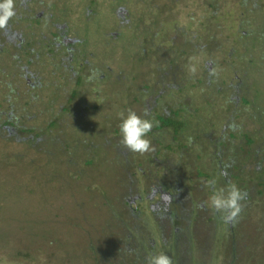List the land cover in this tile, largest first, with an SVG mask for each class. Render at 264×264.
<instances>
[{
	"label": "rangeland",
	"instance_id": "1",
	"mask_svg": "<svg viewBox=\"0 0 264 264\" xmlns=\"http://www.w3.org/2000/svg\"><path fill=\"white\" fill-rule=\"evenodd\" d=\"M89 1H84V4L87 3L86 5L95 10L96 20L92 24V33H88L89 43L75 45L78 53L74 55L71 62L66 59L67 55L53 51L56 48V43L62 44L60 42L63 41V38L54 33L57 31L52 28L51 32L47 33L48 38L45 39V43L41 47L39 44V48H42L40 49L41 54L44 53L43 57L46 56L42 60L44 64L38 63L31 66L35 73L40 76L39 87L35 88V85L40 82L39 80L31 78L28 81L21 74L18 75L17 72L13 76L9 74L6 77V80L13 82L11 83L13 103L16 107L23 108V111L29 116H33L26 118L29 119L30 124L37 128L46 127L47 119L53 117L54 113H58L63 130L65 119H67L68 124L64 133L62 130L59 135L62 134L70 142L86 138V141H83L86 145L97 143L100 146L107 143L108 150L98 148V152L106 161L118 149L119 153L123 155L119 162L123 161V165H125L124 168L120 165V169L123 168L126 172H136L135 176L126 179L127 184L134 180L136 187L141 189L145 188L148 183L156 182V177L161 176L164 172L161 168V160H164L165 155L160 154L159 149H163L164 143H168L170 139H168V134H164L166 129H155L159 125L155 114L158 112L157 107H161V109L163 107L162 103L156 105L154 98L157 97L156 94L162 89L165 81H168L165 82L167 89L159 94L162 97L160 101L167 100L170 102L173 99L175 102L200 108L197 113L200 117L197 120L203 122L199 123L202 129H207V133L212 131L215 132L216 137H220L224 131H229L230 121H234V124H231L232 127H235L236 124L246 125L250 129L257 127L255 122L257 118L254 116L255 109L253 110L250 106L244 107L241 104L244 95L249 100L254 101L255 107L262 108L264 105V60L260 66H252L251 64L254 65V62L247 63V60H243V55L247 54L250 49L248 45L253 42V36L250 37L247 23L244 20H253L255 16L259 17V14L253 11V6L251 8L247 3L248 8H241L237 0H126L128 4L135 2L138 8L136 6L137 9L134 10V14L141 15L139 19H134L131 14H127L128 21L121 24L120 20L123 17L112 18L106 1L94 0L92 3ZM60 2L58 1V3ZM213 2L215 5H211ZM63 9L57 12L56 17L59 16L61 19L62 13H66L72 18H77L75 8ZM116 32L118 36L116 35L114 40L112 34ZM100 43L103 48L101 51L98 50ZM89 46L95 55L92 59L94 62H110L114 57L116 58L113 59L116 61L115 63H119V69L122 67L124 74L132 76L131 81L127 79L124 82V87L134 86L136 89H142V85L150 84L152 89L150 91L142 89L144 92L138 94V100H133L130 87L127 90L130 96H127L126 92L124 95L123 91L119 90V87L121 89L123 87L120 86L121 80L118 85L112 79L109 81L107 77L91 80L83 76L80 78L81 82L77 83L78 74L75 71L81 68V70L79 69L81 73H85L83 62L89 57L85 54ZM179 48L187 49L183 56L186 60L175 59L180 52ZM168 60L173 62L169 63L171 64L169 67L167 65ZM112 67L113 69H109L110 75L113 73L118 75L117 70L119 69L115 66ZM256 67L261 72L256 76V80L254 78L251 80L246 75L249 73L247 70L252 73ZM164 68L167 69L165 75L171 74V78L157 79V72ZM174 76H176V80L172 81ZM30 82L35 85H30ZM109 82L112 83L115 94L117 91L121 93V98L117 103H112L117 96L113 93L108 94ZM100 85L104 87V90L99 91ZM228 85L232 88L230 92L227 91ZM216 87L217 92L216 90L213 92ZM237 87H240L239 93L236 91ZM7 90L6 87L2 88L0 110L8 111L9 109L10 102L5 99ZM73 90H76L77 94L71 98ZM236 97H238V103L234 101L237 99ZM207 98L212 102L208 107L205 106L208 104L206 103ZM146 101H148L149 109L145 108ZM123 103H126L125 106ZM41 110H44L43 115L40 113ZM262 110L261 119L264 115V108ZM55 117L57 116L55 115ZM206 118L208 121L205 120ZM188 119L192 120L193 118L188 117ZM252 119L253 121H251ZM86 126L85 130H81ZM143 126L150 130L154 129L151 132H146L143 130ZM195 126L196 124H193V127ZM95 128L98 129L96 136L88 132ZM258 134L262 135V132H258ZM258 134L257 136L260 137ZM156 139L165 142L156 143ZM198 140L200 143L204 141L205 149L210 154L206 156V159L225 162L226 156L221 152L224 148L223 144H217V147L209 144L208 147L209 142L207 143L206 138L200 137L196 139V141ZM196 141H192L194 148L198 144ZM7 145L9 147L5 148V144L0 142V164L3 167L5 163H11L18 164L19 168H24L29 164L28 159L35 156V152L26 143L12 142ZM132 145L135 151L131 150ZM110 148L114 150V153ZM252 155L257 159L251 157L245 163L240 162L239 164L242 165L240 168H233L232 171L237 176L230 177V181L228 180L224 187L222 186L223 190L220 189L221 187L213 186L210 194H207L208 197L207 195L204 197L206 207L196 212L202 216H194V225L189 227L193 234L181 238L178 244L179 246H182V243L184 245L190 243L191 245L187 264L201 254L207 259L203 264H260V259L256 254H259L264 240L259 242L258 238H251L250 235L246 240L238 237L243 230L251 233L246 222H243L240 228L236 227L235 233H233L228 222L219 223L217 221L218 223H216L215 219L216 215L219 214L224 218L228 215L227 212L217 210L221 206L222 192L228 196L231 190L229 185L236 188V183L250 172L256 162L262 158L260 151ZM42 161H45L47 170L53 175L58 174L65 167L64 158L61 162L55 159L54 161L42 159ZM76 165L80 166L81 163L78 161ZM133 166L135 167L133 168ZM1 171L2 169H0V174L2 173L4 177L6 174ZM185 176L189 180L193 177L192 174ZM55 183H52V186L61 184ZM167 184H170V180L167 181ZM37 185L34 193L21 191L12 194L11 197L10 195L6 196L8 190L0 189V220L10 208L14 212L25 207L33 210L39 195L43 200L49 201L48 206L45 207L46 211L48 208V218L53 216L54 219L61 222L63 219L54 214L59 209L58 204L60 203L56 199V196H59L58 189L54 188L55 194L50 189L53 187L50 186L45 189V193L44 188L40 184ZM136 187L134 185V188ZM127 188H129L128 185L125 189ZM192 191H195L194 188ZM66 192L62 195H65L68 201H73L70 191ZM4 196H6V200H3ZM157 196L159 197L158 194ZM147 203V199L137 202L139 206L147 205ZM233 212L238 213L237 209ZM242 213L240 210L238 214ZM256 219L258 218L256 217ZM129 223L134 224L132 221ZM47 227H43V232L54 233L50 229V224ZM27 228L31 230V226L25 225V230ZM130 228L132 229L131 233L137 234L138 231L134 229L135 227L131 225ZM184 229L185 226L183 225L182 232ZM24 231H13V239H10V242H5L0 237V264H64L66 240L62 239L61 245L54 247V249L48 248V242H41L42 247H37L39 245L36 242L28 245V251H21L18 248L23 246L29 234ZM58 234L61 236V232L58 231ZM41 240L39 239V242ZM76 240L75 244H81V242L86 244L90 238L82 237L79 233ZM63 242L65 248H63ZM24 249H26L25 246ZM172 251L170 245L161 246L158 248L157 254H154L153 259L159 264H177L175 256L177 253ZM116 255L114 258L111 255L110 258L116 261L118 259ZM248 257L249 259H244ZM108 262L112 263L113 261ZM199 263L194 261L189 264ZM80 264H84V261Z\"/></svg>",
	"mask_w": 264,
	"mask_h": 264
},
{
	"label": "trees",
	"instance_id": "2",
	"mask_svg": "<svg viewBox=\"0 0 264 264\" xmlns=\"http://www.w3.org/2000/svg\"><path fill=\"white\" fill-rule=\"evenodd\" d=\"M237 1L241 8H248L249 4L251 8L253 6V11L259 14V17L255 16L253 20H244V22L247 23L246 25L250 37L252 38L253 36V42L248 45L250 49L247 54L243 55V60H247V63L254 62V65L251 64L252 66H260L264 60V0ZM211 5H215V3L213 2ZM134 6H136L135 2L128 4L129 13L135 19ZM115 17H117V15ZM176 47H178V45H176ZM102 49L103 48L99 46L98 50L101 51ZM139 49H141V47H139ZM179 50L180 52L175 59L186 60L183 56L185 52H187V49L179 48ZM113 59L116 58L113 57L111 60ZM111 60L110 62H94L90 59L85 60L83 62L85 73H81V68L76 70L78 74L77 83L81 82L80 78L83 76L87 79L97 80L101 75H105L109 81L112 79L116 84L121 80L120 86L124 87V82H126L127 79L131 81L132 76L124 74L123 68L121 67V69H119L118 67L119 63H117V68L119 69L117 72L120 75L114 74L116 77H114L113 74L110 75V70L111 68L113 69L112 66L116 62ZM171 60L167 62L168 67L171 65L169 63H173ZM0 61L3 62L2 59H0ZM7 70V67L0 68V94L2 88L6 87L8 90L5 92V99L10 102L8 111L3 109L0 110V142L5 144V148H8L9 146L7 144L12 142L26 143L35 152V156L30 157V160L28 159L29 164L24 168H19L20 166L18 164L5 163L4 167L0 164V169H2L1 172L6 174L4 177L2 173L0 174V189L8 190L6 196L10 195L11 197L12 194L21 191L34 193L35 187H38L37 184H40L44 188L45 193V189L51 186L53 188L50 189L56 194L54 188H57L59 196L57 195L56 199L59 200L60 203L58 204L59 209L55 211L54 214L63 220L59 222L54 219L53 216H49L48 218V208L46 211L45 207L48 206L49 201L46 199L43 200L38 195L37 203L33 210L25 207L24 209H18V212H14L10 208L9 211L5 212V216L0 220V237L3 238L5 242H10V239H13V231H24L25 225L31 226V230L27 228L24 231L29 234L23 246L18 248L21 249V251H28V245L36 242H38L39 245L37 247H42L41 242H48V248L54 249V247L61 245V241L64 239L67 242V247L64 242L62 243L64 245L63 248L66 247V254L63 257L65 260H63L64 264H80L82 261H84V264H159L158 261L153 259V256L157 254L158 248L167 245H170L174 253H177V255L175 254L177 264H187V258H182L183 256L178 254L174 225L166 229V226L163 224V227L161 224L163 221L170 222L168 221L169 219L163 218V220L155 218L157 215L155 216V212L152 211L148 205L142 207L143 205L139 206L137 204V209L140 211L132 207L133 203L130 202V199L134 198L135 194H140L141 191L146 188L145 191L140 194L145 197L152 189L153 183H148L147 187L145 186L143 189L136 187V182L134 180L127 184L126 179L130 176H135L136 172H126L123 170L125 165H123V161L119 162L123 155L119 153L118 149H116L114 153L111 147L110 149L114 155L112 157L109 156L108 161H106L98 152V148L100 147L101 150L102 148L108 150L107 143L100 146L97 143L86 145L85 142H83L86 141V138L70 142V140H66L62 134L59 135V132L61 133L63 128L58 113H54L53 117L47 119L48 123L46 127L41 126L37 128L35 125L30 124L29 119L26 118L33 116H29V114L23 111V108L16 107L12 101L11 83L13 82L8 81V79L6 80V77L9 75L6 72ZM166 71L167 69L165 68L159 69L157 72V79H169L171 74L168 75L167 73L166 76ZM260 72L259 68L256 67V70L252 73L247 70L248 74L246 75L249 79L253 80L252 78H254L256 80V76L259 75ZM165 82L167 83L168 81ZM165 82L163 83L162 89L157 92V95L161 94L164 89H167ZM109 85L108 94L110 95L113 93L117 96L112 102L117 103L121 98V93L117 91L116 95L113 85L110 84V82ZM38 87L39 85H35V88ZM123 87L122 89L119 87V90H122L124 95L126 92L127 96H130L127 90H129V87L131 88L133 100H138V94L144 92L142 89H146L147 91L152 89L150 84L142 85V89H136L134 86ZM229 88L231 87L228 85V92L232 90V88L230 90ZM98 89L102 91L104 87L100 85ZM214 90L217 92V87L214 88ZM71 93V98L77 94L76 90H73ZM155 99H157V97L154 98V100ZM109 100L111 101V98H109ZM206 103L208 104L204 105L208 107L212 102L207 100ZM125 104L126 103H123V106H125ZM241 104L244 107L250 106L253 110L255 109L254 116L257 118L255 121L257 127L255 126V128L253 127L250 129L247 128L248 126H242L240 124H236L235 127H232L231 124H234V121H230L229 131L224 132L223 136H220L217 141L215 139L217 137H213L215 133H207L206 128H201L199 122H203L197 120V118L200 117L197 114L200 108L181 104L180 102L173 101V99L170 102L167 100L162 102V109L161 107H157L158 112L155 114L159 125H157L155 129H166L164 134H168V139H170L168 143H164V148L160 151V154L165 155L164 160H161V168L164 169V172L166 171L172 176L182 177V180L183 177L187 179V176H185L186 174H192L193 177L190 179V183L197 185L195 190H198L202 195V197H199L193 202L194 206L198 207V210L203 209V206L204 208L206 207L204 197L210 194L213 186L221 187L220 189H222V186L224 187V184L230 177L237 176L232 171L233 168H240L242 165L239 163H245L253 156V153L255 154L259 151L262 153V158L256 162L254 168L250 169V172L245 174L243 178L236 183L237 187L235 186L234 193L233 190H230L228 196L224 192L221 194L220 200L222 202H220L221 206L218 210L232 214L231 221L229 219L226 220L227 216L224 218L220 214L216 215L215 218L219 223L228 222L231 225L229 228L233 233H235L236 227L240 228L243 222H246L248 224V229H251V233L243 230L238 237H241L242 240H246L248 235H250L251 238H258L259 242H261V240H264V115H262L261 119L264 105L262 108H257L254 105V101L249 100L244 95ZM145 108L149 109L148 101H146ZM40 113L43 115L44 110H41ZM234 113H236V111H234ZM55 115L57 117H55ZM188 117H192V120L198 122H192ZM205 120H207V118ZM251 121H253V119ZM193 124H196V126L193 127ZM67 125V119H65L64 130ZM86 128L87 126L81 128V130H85ZM142 128L146 132H151V130L154 129L150 130L146 126ZM52 129H54L53 132ZM97 131L98 129L95 128L93 131L91 129L88 132L96 136ZM56 132L57 134H55ZM258 132H262V135L258 134ZM257 134L260 135V137H258ZM200 137L206 138L207 143L209 142L208 147L209 144L212 146L223 144L224 148L221 152L226 156L225 162L222 160L211 161V159H206V156L210 154L208 150L205 149L204 141L202 143H200L199 140L196 141V139ZM158 141L165 142L163 140ZM192 141L198 142L196 148L193 147ZM131 150L135 151L133 145ZM168 157H170V160H168ZM63 158L65 167L58 174L54 175L47 170L44 163L45 161L41 162L42 159L51 161L55 159L61 162ZM252 158L257 159L255 156ZM78 161L81 163L80 166L76 165ZM113 163H115L116 166H114L115 164ZM120 165L123 166L122 169H120ZM134 167L135 166H133V168ZM164 176L165 175L162 174L159 177ZM55 182L61 183L62 185L52 186V183ZM127 185L129 188L125 189ZM134 185L136 188H134ZM165 185H168L167 182ZM229 186L231 187H229L230 189L233 188V186ZM135 189L137 190L134 191ZM68 190L73 197V201H68L65 195H62L65 191L68 192ZM6 196L3 197V200H6ZM235 209H237L238 213L241 210L243 215L233 212ZM20 211L22 212L20 213ZM138 212L140 215H137ZM256 217L258 219H256ZM149 220L152 222L153 232L147 237L145 231L151 229L149 226L144 225ZM130 221L134 224H130ZM140 223L142 225H140ZM48 224H50V229H52L54 233L49 231V233L43 232V227H47ZM131 225L135 227V230L137 229V234L134 232H132L133 234L131 233ZM58 231L61 232V236L58 234ZM79 233L82 237L90 238V241L86 244L83 242H81V244L77 243L78 245L75 244L77 241L76 239L79 237ZM170 234L172 235L169 237ZM39 239L42 240L39 242ZM24 246L26 249H24ZM111 255L113 258L116 255L118 259L116 258L117 260L115 261L113 258H110ZM256 255L260 259V264H263L264 244L261 245L260 252ZM249 257L244 259H249ZM205 260L207 259L201 254L191 262L198 261L200 262L199 264H203ZM108 261L113 262L111 263Z\"/></svg>",
	"mask_w": 264,
	"mask_h": 264
},
{
	"label": "flooded vegetation",
	"instance_id": "3",
	"mask_svg": "<svg viewBox=\"0 0 264 264\" xmlns=\"http://www.w3.org/2000/svg\"><path fill=\"white\" fill-rule=\"evenodd\" d=\"M58 1L61 2L58 3ZM84 1L87 0H0V59L3 60V62L0 61V68L7 67L8 70L6 72L8 74H12L13 76L17 72L18 75L21 74L28 81H30L29 79L31 78L39 80V74H36L31 66L38 63H41L42 65L44 64L42 60H44L46 56L43 57L44 53L41 54L40 49L42 48H39V44L41 47V45L45 43V39L48 38L47 33H50L52 28L55 29L54 31H57L54 33L63 38V41L60 42L63 45L56 43V48L53 51L55 53L62 52L67 55L66 59L71 62L74 55L78 53L75 45L89 43L90 38L88 33H92V24L97 16V14L94 13L95 10L89 5H86L87 3L84 4ZM93 1L94 0H90L89 3H92ZM104 1L107 2L108 9L110 10L109 14L112 18L116 15L118 18L123 17V19L120 20L121 24L128 21L126 16L130 13L129 8H127L128 3H126V0ZM136 6L133 7L134 10L138 8V6L137 8ZM67 7H72L77 10V18H72L66 13H62L61 19L59 16L56 17L58 11H61L63 8V10H66ZM140 15L136 14L135 16L139 19ZM116 35L117 32L112 34V39L115 40ZM99 46H101V43ZM85 54L89 55L86 60L94 59L95 55L90 46ZM113 66L117 67V64L114 63ZM75 73L77 72L75 71ZM113 76L116 77L114 73ZM100 77L104 79L106 76L101 75ZM175 80L176 76H174L172 81ZM40 83L41 81L36 85H39ZM29 84L35 85L32 82ZM239 88L240 87L236 88L238 93ZM214 91L215 90L213 89V92ZM236 98L237 99H234V101L238 103V97ZM161 99L162 97L157 95L155 104H161ZM207 99L209 100V98ZM239 99L241 100V97ZM211 133L215 132L211 131L210 134ZM223 134L221 136H223ZM213 137H216V135L214 134ZM219 138L220 137L217 136V138H215L216 141ZM158 142L159 141L156 140V143ZM216 146L217 145H215V147ZM160 151L161 149H159V153ZM163 174L165 175L164 177H156V182L153 183L152 189L145 195V197L140 195L143 192L141 191L140 194H135V197L131 198L130 202L133 203L132 207L137 209V202H142L144 199H147L148 207L155 212V216L157 215L155 218L169 219L168 221L170 222L163 221L161 224L163 227L165 225L166 229H169L174 225L178 254H181V256H183L182 258H188L191 248L190 243L185 245L182 243V246H179L178 244L180 243L181 238H186L193 234L191 230H189V227L194 225L193 217L197 215L202 216L195 214L198 207L193 204L194 200L202 197V195L198 190H195L197 185L190 183V180L185 179L184 177L182 180V177L175 175L172 176L167 172H163ZM168 180H170V185H165ZM192 188H194L195 191H192ZM231 190L234 191L235 188H232ZM153 193H157L159 197L157 194ZM142 205V207L147 206L144 204ZM137 215H140V213L138 212ZM229 217H231V214L227 215V218ZM216 223H218L217 220ZM213 224L215 223L213 222ZM140 225L142 224L140 223ZM183 225L185 226V229L182 232ZM144 226H149L151 229L145 231V234L148 237L149 234L153 232L152 222L149 220ZM171 235L172 234H170L169 237Z\"/></svg>",
	"mask_w": 264,
	"mask_h": 264
},
{
	"label": "clouds",
	"instance_id": "4",
	"mask_svg": "<svg viewBox=\"0 0 264 264\" xmlns=\"http://www.w3.org/2000/svg\"><path fill=\"white\" fill-rule=\"evenodd\" d=\"M227 214H229V213L227 212ZM231 217H232V214H231ZM231 217H229V218H227V219L231 220Z\"/></svg>",
	"mask_w": 264,
	"mask_h": 264
}]
</instances>
